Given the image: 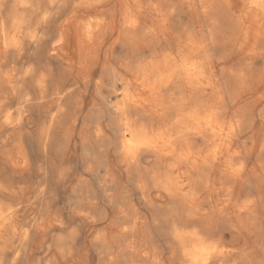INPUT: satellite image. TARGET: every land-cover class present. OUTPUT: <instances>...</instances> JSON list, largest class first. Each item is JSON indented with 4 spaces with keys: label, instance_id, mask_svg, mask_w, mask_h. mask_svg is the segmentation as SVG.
Instances as JSON below:
<instances>
[{
    "label": "bare ground",
    "instance_id": "1",
    "mask_svg": "<svg viewBox=\"0 0 264 264\" xmlns=\"http://www.w3.org/2000/svg\"><path fill=\"white\" fill-rule=\"evenodd\" d=\"M0 264H264V0H0Z\"/></svg>",
    "mask_w": 264,
    "mask_h": 264
}]
</instances>
